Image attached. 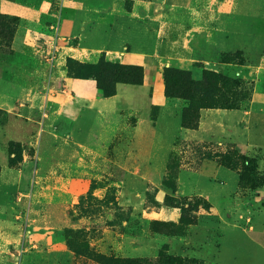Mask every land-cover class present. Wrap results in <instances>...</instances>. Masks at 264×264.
<instances>
[{
	"label": "rangeland",
	"instance_id": "obj_1",
	"mask_svg": "<svg viewBox=\"0 0 264 264\" xmlns=\"http://www.w3.org/2000/svg\"><path fill=\"white\" fill-rule=\"evenodd\" d=\"M0 264H264V0H0Z\"/></svg>",
	"mask_w": 264,
	"mask_h": 264
},
{
	"label": "trees",
	"instance_id": "obj_2",
	"mask_svg": "<svg viewBox=\"0 0 264 264\" xmlns=\"http://www.w3.org/2000/svg\"><path fill=\"white\" fill-rule=\"evenodd\" d=\"M14 20H16V19H14ZM212 76H213V78L222 79V77H220V76H218V75H216V74H212ZM113 94H115V92H108L107 96H112ZM187 112H188V111H186V113H187ZM184 117H186V114H185ZM185 119H186V118H185ZM185 122H186V120H183V124H184V126H185Z\"/></svg>",
	"mask_w": 264,
	"mask_h": 264
},
{
	"label": "crops",
	"instance_id": "obj_3",
	"mask_svg": "<svg viewBox=\"0 0 264 264\" xmlns=\"http://www.w3.org/2000/svg\"><path fill=\"white\" fill-rule=\"evenodd\" d=\"M108 99V98H107Z\"/></svg>",
	"mask_w": 264,
	"mask_h": 264
}]
</instances>
